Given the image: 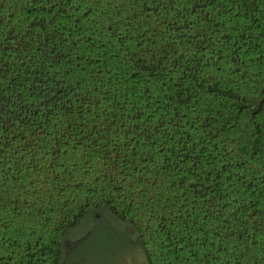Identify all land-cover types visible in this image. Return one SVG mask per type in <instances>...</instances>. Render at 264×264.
<instances>
[{
	"label": "trees",
	"instance_id": "16d2710c",
	"mask_svg": "<svg viewBox=\"0 0 264 264\" xmlns=\"http://www.w3.org/2000/svg\"><path fill=\"white\" fill-rule=\"evenodd\" d=\"M101 208L148 264H264V0H0V264Z\"/></svg>",
	"mask_w": 264,
	"mask_h": 264
},
{
	"label": "rangeland",
	"instance_id": "374dc122",
	"mask_svg": "<svg viewBox=\"0 0 264 264\" xmlns=\"http://www.w3.org/2000/svg\"><path fill=\"white\" fill-rule=\"evenodd\" d=\"M60 264H148L134 229L106 208L88 211L62 239Z\"/></svg>",
	"mask_w": 264,
	"mask_h": 264
}]
</instances>
